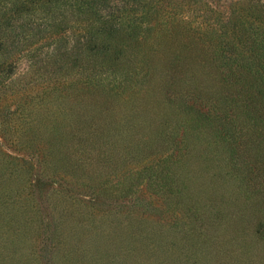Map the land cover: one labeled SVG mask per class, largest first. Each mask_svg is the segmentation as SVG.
<instances>
[{
    "label": "rangeland",
    "instance_id": "obj_1",
    "mask_svg": "<svg viewBox=\"0 0 264 264\" xmlns=\"http://www.w3.org/2000/svg\"><path fill=\"white\" fill-rule=\"evenodd\" d=\"M243 64L264 0H0V264H264V143L211 128Z\"/></svg>",
    "mask_w": 264,
    "mask_h": 264
},
{
    "label": "trees",
    "instance_id": "obj_2",
    "mask_svg": "<svg viewBox=\"0 0 264 264\" xmlns=\"http://www.w3.org/2000/svg\"><path fill=\"white\" fill-rule=\"evenodd\" d=\"M255 20L257 19L255 18L253 21ZM236 27H231L230 33L233 38L240 39L242 33ZM161 29L160 26L155 25L152 30L157 36H162L163 32ZM178 63L190 67L193 62L182 59ZM172 67L175 66L172 65ZM243 67L244 64L238 66L233 72L217 76L215 87L218 90V101L226 103L225 106L221 104L217 108L219 114L224 115V117L217 122L215 129L211 126V123L208 125L211 126L214 132L219 134L222 143L224 142V136L229 138L234 137V135L241 137L252 136L254 141L261 146L264 143V71L261 74H252L248 70H244ZM181 77L182 79H177L184 82L187 76L184 74ZM193 90H198V88ZM190 94L191 96H185V98L189 97L188 99H184L183 103L176 104V106L189 116H198L201 111L200 108H195L194 104L201 94L199 92ZM209 119L204 118V120ZM191 129L194 130V128ZM234 153L235 150H232L230 162L236 163L235 160L233 161ZM233 163L230 166L232 174L235 173V176L237 175L243 179L246 178V173L249 174L247 177L253 174L256 177L259 171H262V167L259 168L260 170L257 167H252L249 171L244 172L240 168H236ZM247 185L250 184L247 183ZM258 189L260 190V188Z\"/></svg>",
    "mask_w": 264,
    "mask_h": 264
}]
</instances>
